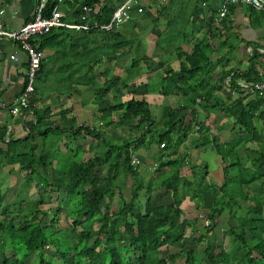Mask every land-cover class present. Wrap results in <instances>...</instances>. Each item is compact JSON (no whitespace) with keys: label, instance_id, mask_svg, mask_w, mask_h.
I'll return each instance as SVG.
<instances>
[{"label":"trees","instance_id":"16d2710c","mask_svg":"<svg viewBox=\"0 0 264 264\" xmlns=\"http://www.w3.org/2000/svg\"><path fill=\"white\" fill-rule=\"evenodd\" d=\"M99 1L87 0L84 5L94 6ZM207 1L199 0L200 6L193 8L190 14L193 20L199 18L200 14L204 15L201 6ZM120 2L121 0L117 1L118 4ZM118 4L110 7L102 5L97 10L92 7L93 12L88 14V21L98 25L108 24ZM55 5L56 0H48L45 15H49ZM82 9L74 13L75 18L83 14ZM230 9L229 7V11ZM249 9L251 14H258ZM259 15L263 16L264 12ZM142 17V22L147 20L145 13L140 16ZM180 19V22H167L155 42V48L167 55L175 54L179 61L177 71L171 69L168 64L158 63L163 69L160 93L167 96L169 93L166 91L171 89L183 98L185 104L177 111L167 110L164 129L154 134L159 145L165 148L169 145L167 138H176L175 146H179L187 139L188 134L194 132L197 136L191 140L193 147L200 149L211 146L222 158L224 181L220 187L213 190L215 199L204 219L208 221V226L205 227L202 220V233L198 236L195 233L185 235V224L180 221L181 198L178 196L179 184L183 179L178 177L177 172L161 182V188L172 197L170 201L164 194L158 197L162 198L164 203L155 206L148 197L145 205L140 207L139 191L143 186L141 183H135L130 201L122 200L115 204L114 183L119 166L117 159L123 156L122 168L125 174L131 177L138 174V169L129 164V145L125 144L112 147L106 154L95 156L85 163L74 162L63 171V184L53 189L55 192L63 190L66 203L64 208L41 210L40 207L45 203L41 195L37 201L32 202L34 206L31 210L15 216V210H21L22 205L18 209H15L16 205H6L9 202H6L0 191V264H21L33 253H36V260L32 264H264L263 199L259 196L247 197L244 192L251 184L262 181V176L256 174V171L264 167V100L257 92L245 91L238 85L240 81L257 83L262 77L258 75L254 61H251L252 67L246 72L224 70L223 63L228 64L227 55L231 54L237 45L235 39H232V36L237 37V33L227 18L222 19L217 26L213 22V16L209 18L207 30L202 37L195 38L190 44L189 53L182 49V43H175L181 34L182 38H185L184 34L188 33L190 21H182V17ZM138 22L133 18L109 31L75 32L56 29L35 37L32 43L37 50L54 51L50 58L51 64L62 61V65L57 68L58 74L54 72L55 80L64 82L78 77L83 82L88 79L90 83L97 85L95 97L96 102L100 103L112 90L113 85L120 82L119 76L113 75L110 80L99 83L101 74L98 70L104 64L114 63L115 68H119L122 60L130 57L126 68L131 71L138 68L142 61L146 64L151 62L150 57L141 54L145 49L138 30L141 23ZM152 26L154 27L153 22H150L151 29ZM214 40L219 42L221 49H227V53L215 64L210 59L215 51L211 46ZM47 61L44 57L41 62L35 79L34 94L29 101V110L35 118V124L29 128V137L25 140L9 141L7 150L0 151V155L5 159L10 158L17 162L19 170L35 180L38 190L43 193L49 186L47 174L51 161L44 151L38 154L35 151L36 139L44 130L48 131L46 126L49 124L45 119L49 110H38L34 104L38 100L37 94L44 95L42 83L47 77ZM257 65L264 74V64ZM67 66L70 70H66ZM217 66L222 68V72L218 83L212 86V73ZM95 72L96 79L92 82ZM126 83L121 81L122 85ZM53 87L52 91L55 92V86ZM221 90L224 93L233 92L237 97L231 100L228 96L218 95ZM70 91L69 88L66 92ZM186 109L191 115H194L196 109L203 112L206 115L205 122L210 115L222 112L225 119L232 123L233 130L238 132L229 142H220L210 133V128L205 122H186L184 114L180 112ZM104 112L105 115L120 113L121 122L137 121L141 129L142 126L147 127L145 134L152 133L155 125L149 106L142 96L131 95L125 102L116 97L102 113ZM83 131L86 135L98 138L96 131ZM29 140L32 141L30 148L20 150ZM247 143H255L261 148L260 153L255 155V160L249 161L251 171L239 166L240 149H244ZM117 150V155L114 156ZM108 159H112V163L110 168L105 170L104 163ZM179 165H182L180 159L169 160L160 167H180ZM234 169L238 170L239 178L232 177ZM237 194L244 195L245 202L250 205L247 207L237 202ZM224 211H227L229 218L235 223L222 225L223 237L229 238L227 247L217 235L220 229L218 220ZM45 219H49V223L43 226ZM197 246H202L201 250L197 251Z\"/></svg>","mask_w":264,"mask_h":264},{"label":"crops","instance_id":"0c3cea01","mask_svg":"<svg viewBox=\"0 0 264 264\" xmlns=\"http://www.w3.org/2000/svg\"><path fill=\"white\" fill-rule=\"evenodd\" d=\"M86 1L63 0L58 8L63 20L67 23L77 22L78 18L74 17V13L87 6L84 5ZM117 1L100 0L98 4L90 7L97 10L102 5L108 7L114 6V4H118ZM198 5L199 0H161L147 3L145 18L147 21L151 20L150 22H153L154 27L152 26L150 30L151 37L149 39L142 38V44L143 47H146L144 53L147 57H150L149 60L151 62L146 64L142 61L138 68L131 71L126 67L123 69L121 66L113 69L112 63H109V65L104 64L98 70V73L101 74L98 80L99 83L103 84L106 80H110L113 75H118L120 82L113 85L112 90L109 91L106 98L100 103L96 102L95 97L98 91L97 85L90 83L88 79H84L83 82L78 77L64 82L55 80L54 72L57 73V68L62 65V61H55V63L51 64L50 58L54 54V51H43L44 57L48 60L46 63H49L45 66L47 77L44 83H42L44 95L40 96L37 94L38 100L34 104V107L38 110H49V114L45 119L49 126H46L48 131L44 130L41 136L36 139L37 148L35 153L38 154L44 151V154L51 161V168L47 174V184L49 186L44 192L47 199L48 197L51 198L47 194L48 192H53V188H58L63 184V171L70 164L74 162L78 164L85 163L95 156L106 154L112 147H120L127 144L129 145L128 151L130 157L135 156L139 158L142 164L138 169V174L135 177H131L123 172V156L121 155L117 159L119 166L117 169L118 175L114 183V203L118 204L122 200L129 202L132 196L133 184L135 183H141L143 186L139 191L138 199V201L143 200L142 205L147 195V198L150 197L151 199L153 196L159 197L165 194L167 200L170 201L172 197L170 193L161 188V182L177 172L178 177L183 179V182L179 184L178 196L181 198L180 209L182 210V216L180 221L185 224V235L189 236L195 233L198 236L202 233L203 227L201 222L209 214L215 199L213 190L216 189L215 187H220L224 181V164L222 158L211 146L196 149L191 145V140L197 136L194 132L188 134L187 139L180 143L179 146H175L176 138L172 137L171 140L167 138V143L170 146H174L175 150H172L169 145L162 148L163 146L159 145L157 139H154L156 135L154 133L164 129L167 110L172 109L173 111H177L180 107H184L185 104L183 98L176 92H172L170 89L166 91L169 95L164 96L160 93V87H155L151 83H161L163 69L158 66L159 62L168 64L174 71L179 69V61L176 55L173 53L170 55L164 54L161 50L155 48V42L165 29L168 21L177 20L180 22V18L182 17V21H190L188 33L184 34L185 38H182L183 35L181 34L175 40V43H182V49L189 53L191 50L190 44L194 42L195 38L202 37L204 31L207 30L206 24L210 20L209 18L213 16V22L216 26L219 25L222 19L227 18L228 23L232 24V28H235L234 31L237 33V37L232 36L237 45L236 49L227 55L226 60L228 64L225 66L226 63H223L224 70L234 69L239 72H246L252 67L251 61H254L258 75L263 79V71L257 64H264V15L261 17L259 15L260 12L257 15L251 14L250 9L245 6L229 5L227 13L220 19L221 0H208L201 6L204 15L200 14L199 18L193 20L190 14H192L193 8ZM229 7L231 8L230 11ZM33 10V0H0V11H3L1 21L3 26L8 30H18L26 22L30 21L33 17ZM135 18L136 22H140L143 19L140 16H136ZM140 23L144 24L145 21H141ZM150 42H152V46H149ZM211 46L215 51L211 54L210 59L215 64L227 53V49H221L219 42L216 40L211 42ZM234 53H238L237 58H235ZM229 64H233L234 66L230 65L229 67ZM66 70H70V68L67 66ZM124 70L125 74L123 76ZM25 71V54L13 43L0 40V102L4 105V108L0 109V151L2 152L7 150L9 141L15 142L29 137V128L35 124V118L30 110L22 112L19 116H11L10 114V108L21 94L25 84ZM221 72L222 68L217 66L212 73V86L218 83ZM95 79L96 72L92 77V82ZM121 81L127 83L122 85ZM228 81L229 79L225 81V84ZM85 82L88 83L85 84ZM241 82L243 81L238 82V85ZM53 86H55V92L52 91ZM69 88L71 91L67 93L66 91ZM217 94L228 96V91L224 93L221 90ZM232 94L236 96L233 92ZM131 95L142 96L147 102L152 120L155 122L151 131L152 133L145 134L147 127L142 126L141 129L137 121L121 122L119 120L120 113H113L111 115H105V112L102 113L116 97L125 102L130 99ZM151 108H161V110H159V114L155 115V113H152ZM180 112L184 114L186 122H190L191 120L193 124L205 122L204 118L206 115L198 109H196L194 115H191L187 109ZM157 116L159 117L157 118ZM158 122L161 123L159 124ZM128 123H130V127L127 126ZM205 124L209 126L210 133L217 140L224 143L232 140L238 132L233 130L232 123L225 119L222 112L217 113V115H210ZM84 129L96 131L98 138L84 134ZM230 131L234 132V136L229 140ZM126 136H130L131 140L124 141ZM31 144L32 141H27L23 149L20 148V150H28ZM262 147L264 150V143ZM104 149L107 150L100 154L99 152ZM260 149L255 143H247L244 149H240L239 166H243L244 169L251 171L249 161L251 159L255 160V155L260 153ZM117 152L118 150L115 152V155H117ZM178 159L182 160L179 170H175L177 167H160L164 162ZM253 160L252 162L255 165V161ZM111 163L112 159L105 161L104 169L110 168ZM161 173H163L162 177L164 179L159 181L158 179L161 177L159 174ZM256 174L262 176V181L260 180L251 184L244 192L247 197H261L264 203V167L257 169ZM238 176V170L234 169L232 177ZM18 182L22 186H25L29 182L28 193L32 187L37 189L36 181L28 177L26 173L21 172L17 162L10 158L5 159L0 155V191L4 187H8L9 190V187L17 186ZM154 182L155 188L153 187ZM196 182H198V185H196ZM55 194L57 195L56 199L61 194L65 197L62 189ZM41 195L43 196V192L39 193L38 199ZM240 196V194L236 195L235 199H238L236 201L248 207L250 204L245 202L244 195ZM13 202L17 203L18 201L13 200ZM262 211V215L264 216V204ZM197 220L198 222L196 223ZM218 222L220 228L217 233L219 235L218 239L223 241L226 247L229 238L223 237V226L228 223H232L233 225L235 223L232 218H229L227 211H224Z\"/></svg>","mask_w":264,"mask_h":264},{"label":"built area","instance_id":"2783aa9c","mask_svg":"<svg viewBox=\"0 0 264 264\" xmlns=\"http://www.w3.org/2000/svg\"><path fill=\"white\" fill-rule=\"evenodd\" d=\"M153 1L161 0H121L113 10L109 23L106 25H98L96 22L90 23L88 14L93 12V9L87 6L83 7V14L80 15L77 22H65L58 10L63 0H56V5L50 10L49 15H45L48 0H33V17L18 30H8L3 26L1 21L3 11H0V40L13 43L26 57L25 84L21 94L10 108L11 116H19L22 112L29 111V101L34 94L36 75L44 58L43 51L37 50L32 43L35 37L46 35L51 30L56 29H68L75 32L109 31L114 26H120L136 16L143 15L146 11V4ZM229 5L245 6L256 12H264V0H221L220 19L227 13ZM239 87L251 93L257 92L264 100V78L257 83L241 82ZM3 108L4 105L0 102V109ZM129 164L132 168L139 169L142 163L139 158L132 156ZM204 226H208V221H204Z\"/></svg>","mask_w":264,"mask_h":264},{"label":"rangeland","instance_id":"374dc122","mask_svg":"<svg viewBox=\"0 0 264 264\" xmlns=\"http://www.w3.org/2000/svg\"><path fill=\"white\" fill-rule=\"evenodd\" d=\"M262 17V16H261ZM151 21V20H150ZM150 21H147V20H145V22L146 23H144V24H141V26H138L139 27V29L138 30H140L139 31V34H141V37L142 38H145V39H149V37H151L150 35H151V31H150V29H151V27H150ZM144 22V21H143ZM140 25V24H139ZM137 27V28H138ZM153 31V30H152ZM147 45H148V43H147ZM149 46H152V42H150L149 43ZM145 50H146V47H143ZM142 55H145V53H141ZM237 54L238 53H234V56H235V58H237L236 56H237ZM137 53H136V58H137ZM130 61V57L129 58H126V59H123L122 60V62H121V64H120V66L124 69L126 66H127V63ZM106 65V64H105ZM109 65V64H108ZM112 65V67H113V69L115 68L114 67V63H112L111 64ZM230 65H233V64H229L228 66L230 67ZM227 66V65H226ZM234 66V65H233ZM117 67V66H116ZM118 68V67H117ZM124 74H125V70H124V72H123V76H124ZM135 77V76H134ZM151 83H153V85L155 86V87H160V83H158V82H151ZM228 97L232 100V99H234L236 96L235 95H233L232 94V92H230V91H228ZM158 110V111H157ZM159 110H161V108L160 109H155V108H151V111H152V113L154 114L155 113V115L156 114H159ZM157 112V113H156ZM159 116H157V118H158ZM159 123V122H158ZM161 123V122H160ZM159 123V124H160ZM129 124L130 123H128L127 124V126H129ZM130 127V126H129ZM230 133V136H229V140L231 139V138H233V136H234V132H229ZM129 134V133H128ZM228 134V133H227ZM226 136V135H225ZM154 139H157V136L155 135L154 136ZM127 140H131V138H130V136H126L125 137V139H124V141H127ZM169 147L172 149V150H175L174 149V146H170L169 145ZM108 149V148H107ZM107 149H104V150H102L101 152H99L100 154L102 153V152H104V151H106ZM114 156H115V153H114ZM180 168L179 167H177V168H175V170H179ZM163 173H161V174H159L160 176V179H158L159 181H161V180H163L164 178L162 177L163 175H162ZM165 174H167V173H165ZM28 184H29V182H28ZM28 184H26L25 186H22V185H20V183L18 182L17 183V186H13V187H9V190H8V187H4V189H2L1 190V193H2V197H4L5 196V199H6V202H9V203H7L6 205H10V204H13V205H16L15 206V209H18V207H20L21 205H22V208H21V210H15V213H14V215L15 216H19V215H21L22 213H25L27 210H31V207H33L34 205H32V202L34 201H37V199H38V195H39V193H41V191L40 190H38V188L36 189V188H34V187H32V188H30V191H29V193H28V189H29V187H28ZM196 185H198V182H196ZM153 187L155 188V182L153 183ZM198 187V186H197ZM199 188V187H198ZM4 190V191H3ZM40 191V192H39ZM150 192V191H149ZM51 193V194H50ZM48 192L47 194L48 195H50V197L51 198H49L48 197V199H47V197H45V194L46 193H43V198L46 200L45 201V203H44V205H42L41 207H40V209L41 210H46V211H49V210H52L53 208H56V207H62V208H64L65 206H66V203H65V197H64V195L63 194H61V195H58V199H56L57 198V195L55 194L56 192ZM148 196V195H147ZM147 196L145 197V200H144V203H143V205H145V202H146V200H147ZM162 196V195H161ZM182 196V195H181ZM184 196V195H183ZM56 197V198H55ZM13 200H15V201H18L17 203H14L13 202ZM142 201L143 200H141V201H139V206L141 207L142 206ZM164 202H163V199L162 198H158V197H155V196H153L152 198H151V204H154L155 206H157V205H162ZM104 206V205H103ZM143 209V208H142ZM13 215V216H14ZM14 216V217H15ZM49 223V219H45V220H43V226L44 225H47ZM201 247L202 246H197V251H199V250H201ZM226 247H227V244H226ZM216 251V250H215ZM36 260V253H33V254H31L30 256H29V258L28 259H25V260H23L22 262H21V264H32V263H34V261ZM1 261L2 260H0V263H1Z\"/></svg>","mask_w":264,"mask_h":264},{"label":"water","instance_id":"95a60500","mask_svg":"<svg viewBox=\"0 0 264 264\" xmlns=\"http://www.w3.org/2000/svg\"><path fill=\"white\" fill-rule=\"evenodd\" d=\"M23 56V55H22ZM23 58H24V56H23Z\"/></svg>","mask_w":264,"mask_h":264},{"label":"clouds","instance_id":"9594fccd","mask_svg":"<svg viewBox=\"0 0 264 264\" xmlns=\"http://www.w3.org/2000/svg\"><path fill=\"white\" fill-rule=\"evenodd\" d=\"M205 221V220H204Z\"/></svg>","mask_w":264,"mask_h":264}]
</instances>
